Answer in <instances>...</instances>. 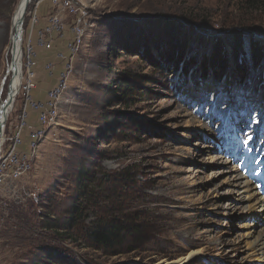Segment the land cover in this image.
<instances>
[{
    "label": "rangeland",
    "instance_id": "374dc122",
    "mask_svg": "<svg viewBox=\"0 0 264 264\" xmlns=\"http://www.w3.org/2000/svg\"><path fill=\"white\" fill-rule=\"evenodd\" d=\"M20 1L0 0V104L12 85L11 23ZM82 1L88 30L58 116L33 150L31 168L0 183V264H262L253 242L264 219L255 220L231 178L251 173L246 178L260 185L253 167L264 165V90L251 108L248 93L233 82L232 60L225 80L200 72L218 43L229 49L235 29L255 33L264 46V7L251 0ZM38 2L25 14L23 66L32 44L38 60L46 59L43 67L53 62L59 72L57 53H68L72 32L68 26L53 50H42L31 23L49 4ZM172 22L178 30L169 29ZM174 33L196 55L187 74L148 58L149 52L166 65ZM58 72L47 76L57 81ZM21 88L6 133L22 121ZM36 91L31 97L43 102ZM27 112L22 148L30 151L38 113L29 106ZM257 172L264 176V168ZM120 215L143 225L141 247L109 255L87 246L86 225Z\"/></svg>",
    "mask_w": 264,
    "mask_h": 264
},
{
    "label": "built area",
    "instance_id": "2783aa9c",
    "mask_svg": "<svg viewBox=\"0 0 264 264\" xmlns=\"http://www.w3.org/2000/svg\"><path fill=\"white\" fill-rule=\"evenodd\" d=\"M44 2L49 4L43 15L37 16L31 23L33 38L44 51L54 49L56 38L63 37L66 28L71 29L72 37L68 39V53L58 52L57 57L64 63L62 71H57L56 64L48 62L43 69L51 77L57 74L56 83L47 90V97L43 102L34 100L30 93L37 89L39 60L34 47L30 45V56L25 61L23 69L22 88L27 93L22 121L10 133L4 131V142L0 146V183L7 178H18L31 168L34 151L47 133V127L58 116L62 96L68 88V82L74 72V60L84 45L87 33L88 7L82 0H39L37 7ZM42 14V12H41ZM36 16V14H35ZM68 19L70 21H68ZM32 43V38H30ZM28 106L38 113L39 127L29 133L30 151L24 148L23 131L27 125Z\"/></svg>",
    "mask_w": 264,
    "mask_h": 264
},
{
    "label": "trees",
    "instance_id": "16d2710c",
    "mask_svg": "<svg viewBox=\"0 0 264 264\" xmlns=\"http://www.w3.org/2000/svg\"><path fill=\"white\" fill-rule=\"evenodd\" d=\"M259 1L251 0L250 2L257 5L254 8L262 10L264 2L259 7ZM174 23H171L170 30H178V26L174 25ZM226 42L229 49L223 43H218L215 48L213 47L212 54L205 56L201 63V77L206 79L212 75L215 78H219V80H225L227 71L228 69L230 70L229 63L232 60L231 75L234 78L233 82L238 87L244 88V91L250 97L247 100L248 106L255 108L261 102L256 100V105L253 107L252 101L264 90V46L257 39L255 33L236 29L230 35L228 34ZM166 50V65H161L160 60L156 59L157 61H155L154 57L148 52L150 62L157 64L158 67L171 66L172 71L181 70L183 74L191 71L189 66L195 64L196 55L191 57L187 43L178 40L176 33H174L169 48ZM222 112L224 113L225 111L222 110ZM59 226L58 222L53 224L54 228H59ZM143 232V225L122 215L113 216L109 222H93L84 227V237L88 244L87 246L103 250L109 255L129 253L141 247L144 241ZM64 259L66 262L71 263L69 259Z\"/></svg>",
    "mask_w": 264,
    "mask_h": 264
},
{
    "label": "bare ground",
    "instance_id": "6f19581e",
    "mask_svg": "<svg viewBox=\"0 0 264 264\" xmlns=\"http://www.w3.org/2000/svg\"><path fill=\"white\" fill-rule=\"evenodd\" d=\"M32 1V0H31ZM30 1V2H31ZM26 5V0H21L19 5L17 6L13 18H12V34H11V65H9V73L12 74V85L9 91V96L6 100L1 99L0 104V128L2 130V121H6L8 119V115L13 111L14 104L16 102V98L18 96L19 90L22 87L23 79V58H24V52H23V37H24V20L25 16L23 18V22L21 23V17L24 12V8ZM5 34H6V27L0 28V53L3 49L4 41H5ZM5 76V78L2 81L1 88L4 87L5 82L7 80L8 75ZM8 104L9 109L8 112L4 115L1 111V105L2 104ZM5 130V127L3 128ZM4 142V132L0 131V146ZM237 168H230V170H234ZM238 170V169H237ZM239 171V170H238ZM228 173V171H225ZM231 180L233 181V185L240 190V194L243 193L246 194V197L243 198L244 200H248L251 204V208L255 212V220L258 218L259 221L264 219V196L260 194L258 190V186L255 185L251 180L247 179L246 176H244L243 173L239 172L237 175H234ZM251 210V209H250ZM259 222L255 223V226L258 225ZM261 223V222H260ZM264 227V226H263ZM254 246L258 248L260 251L261 257L260 258L264 261V228H261L260 231L257 234V237L254 239ZM198 253L197 251H193L190 255H195ZM189 255V256H190ZM186 258V257H185ZM182 260V259H181ZM187 260V259H186ZM261 260V261H262ZM184 262V261H183ZM182 264V263H181ZM264 264V262H262Z\"/></svg>",
    "mask_w": 264,
    "mask_h": 264
},
{
    "label": "crops",
    "instance_id": "0c3cea01",
    "mask_svg": "<svg viewBox=\"0 0 264 264\" xmlns=\"http://www.w3.org/2000/svg\"><path fill=\"white\" fill-rule=\"evenodd\" d=\"M39 53H41V57H42L43 51H41V49H40ZM44 60H46V59L41 58V61H39V71H38V77H37L38 81H37L36 95H37L38 98H41V97L44 98L45 97V99H46L47 90L50 89L56 83V78H55V80L48 78L47 73L44 72V69H43ZM62 69H63V66H62ZM35 121H33V126L35 125ZM38 127H39V124L37 122V126L36 127H32L33 128L32 130L37 129Z\"/></svg>",
    "mask_w": 264,
    "mask_h": 264
},
{
    "label": "water",
    "instance_id": "95a60500",
    "mask_svg": "<svg viewBox=\"0 0 264 264\" xmlns=\"http://www.w3.org/2000/svg\"><path fill=\"white\" fill-rule=\"evenodd\" d=\"M30 1L31 0H26V5H25V8H24V12H23L22 17H21V23L23 22V18H24L25 14H26V10H27V7H28V4L30 3ZM8 109H9L8 104H4L3 103L1 105L2 114L5 115L8 112ZM2 126H3V128L5 127V121L4 120L2 121ZM3 128H2V130L0 128V131H2V133L4 132Z\"/></svg>",
    "mask_w": 264,
    "mask_h": 264
},
{
    "label": "snow or ice",
    "instance_id": "6c2138e0",
    "mask_svg": "<svg viewBox=\"0 0 264 264\" xmlns=\"http://www.w3.org/2000/svg\"><path fill=\"white\" fill-rule=\"evenodd\" d=\"M257 123H259V121H256ZM252 139V137L251 136H248V140H251Z\"/></svg>",
    "mask_w": 264,
    "mask_h": 264
}]
</instances>
